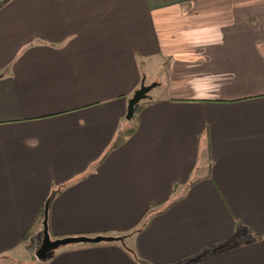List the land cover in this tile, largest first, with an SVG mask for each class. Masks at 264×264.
<instances>
[{"label":"crops","instance_id":"1","mask_svg":"<svg viewBox=\"0 0 264 264\" xmlns=\"http://www.w3.org/2000/svg\"><path fill=\"white\" fill-rule=\"evenodd\" d=\"M45 205L121 239L44 264H264V0H0V258Z\"/></svg>","mask_w":264,"mask_h":264},{"label":"water","instance_id":"2","mask_svg":"<svg viewBox=\"0 0 264 264\" xmlns=\"http://www.w3.org/2000/svg\"><path fill=\"white\" fill-rule=\"evenodd\" d=\"M156 83L145 85L143 84L138 90H136L133 97L129 100L128 103V111L126 118L132 119L135 113L136 105L141 101L144 100L148 93L156 87ZM43 240L42 244L39 247V249L36 252V256L41 261H46L48 257L57 249L60 247L71 245V244H77V243H102L106 241H111L114 238L108 237V236H72V237H65V238H58V239H52L49 228H48V205H46L45 208V219L43 221ZM214 251V250H213Z\"/></svg>","mask_w":264,"mask_h":264},{"label":"rangeland","instance_id":"3","mask_svg":"<svg viewBox=\"0 0 264 264\" xmlns=\"http://www.w3.org/2000/svg\"><path fill=\"white\" fill-rule=\"evenodd\" d=\"M147 83H149L148 85H150L153 82L150 83V78H149ZM161 91L162 90H159V87L157 86L152 90L154 94H158ZM38 229H40V233L38 232V234L36 235V238L33 234L32 236H34V238L33 237L31 239L29 238L30 241L36 247L35 248L36 250L39 249V247L42 244V240H43V228L40 223L36 224L35 228L33 229V232L35 233ZM0 264H44V261L39 260L35 254H31L27 250V247L23 246L22 248H19L16 251H14L12 254H7L5 256H2L0 258Z\"/></svg>","mask_w":264,"mask_h":264},{"label":"trees","instance_id":"4","mask_svg":"<svg viewBox=\"0 0 264 264\" xmlns=\"http://www.w3.org/2000/svg\"><path fill=\"white\" fill-rule=\"evenodd\" d=\"M143 100H141L137 105H136V108H135V112H136V109H138V107L140 106V104L142 103ZM136 127V126H135ZM135 127H132V128H129L127 129V131L125 132V136L131 134L133 132V130H135ZM121 135L119 134L117 140L115 141L114 145H116L117 143H119L121 141ZM113 145V146H114ZM48 203V202H47ZM45 208H46V205L45 207H43L39 213V216L36 218V220L33 222V224L31 225V227L28 229V231L24 234V237L26 240H28L32 234H33V229L35 228L36 224L37 223H40L42 225V228H43V221L45 219ZM155 207L152 206L150 207L148 210H146V212L143 214L142 218L139 220L138 224L141 223L142 224V221L144 218H146L149 214H151L153 211H154ZM137 224V225H138ZM121 238L120 237H115L113 240L111 241H106V242H103V243H108V242H117L119 241ZM27 250L31 253V254H35L36 255V252L37 250L35 249V246L34 244H30L29 246H27ZM56 255V250L48 257V259L44 262H47L48 260L52 259L54 256ZM142 261V260H141ZM147 262H141V264H146Z\"/></svg>","mask_w":264,"mask_h":264}]
</instances>
